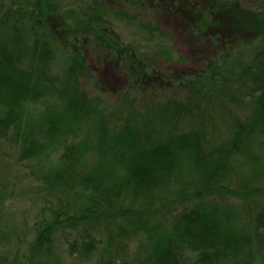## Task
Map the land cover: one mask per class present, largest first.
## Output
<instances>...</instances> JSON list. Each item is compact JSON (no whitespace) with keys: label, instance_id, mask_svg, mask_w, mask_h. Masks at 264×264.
<instances>
[{"label":"trees","instance_id":"trees-1","mask_svg":"<svg viewBox=\"0 0 264 264\" xmlns=\"http://www.w3.org/2000/svg\"><path fill=\"white\" fill-rule=\"evenodd\" d=\"M116 1L128 9L160 6ZM185 11L215 40L228 27L240 34L217 47L209 69L174 83L181 95L156 100L131 90L151 86L154 60L182 61L158 23L104 0H0V139L40 186L73 202L54 208L37 232V250L48 251L65 229L82 237L70 250L83 255L106 236L100 264H118L107 248L137 238L144 247L137 264H253L254 247L264 246V206L252 210L264 203V1L198 0ZM115 18L156 41L154 54L113 37ZM90 46L127 76L113 102L82 87L92 77ZM57 47L65 49L59 73ZM237 201L246 211L235 209Z\"/></svg>","mask_w":264,"mask_h":264},{"label":"rangeland","instance_id":"rangeland-1","mask_svg":"<svg viewBox=\"0 0 264 264\" xmlns=\"http://www.w3.org/2000/svg\"><path fill=\"white\" fill-rule=\"evenodd\" d=\"M57 1L62 5H69V0ZM156 1L160 6L149 3L147 8L140 10L128 9L116 0H104V4L126 10L139 21L158 23L159 29L170 36L166 45L181 57L182 61L154 60L151 76H155V79L152 80L151 86L143 92H137L138 88L131 90L134 94L140 93L143 96L145 93V97L163 100L181 95L184 90L174 83L209 69V64L218 61L217 47L232 45L240 32L228 27L225 29V36L221 37L216 33L215 40L212 38L215 35H210L208 31L198 32L185 16L186 3L195 5L198 0H178L180 6L176 0ZM233 1L240 6L254 7L264 0ZM178 11H183V14ZM54 29L59 31L56 27ZM109 29L117 40L147 57H151L154 50H157V42L140 33L138 26L132 21L115 18ZM58 33L62 34L60 31ZM57 49L53 70L59 73L64 66L65 49ZM84 53L92 74L90 80L82 83L84 91L108 102L119 98L127 89V76L124 71L107 53L98 51L93 46L86 48ZM170 80L171 83L168 82ZM146 81L148 83V79ZM142 96H137L138 103L142 101ZM44 166L46 169L47 166ZM38 176L37 173L30 175L27 164L18 160V153L0 139V264H100L104 250L102 244L106 243V236L98 237L101 245L89 255L80 253L78 247L70 250V243L77 239L80 244L82 237L75 231L65 229L53 235L48 251L43 252L35 248L37 232L50 220L54 208H57L59 203L63 206L65 202L69 206L73 203L70 197L50 193L40 186L39 181H36ZM234 206L242 213L246 211L243 203L237 201ZM260 206L263 207L264 203L255 205L252 210L257 212ZM140 242L141 238L133 239L130 243L115 242L112 247L107 248V255L118 264H137V261L144 259V247ZM253 250H256L253 264H264V246L259 250L254 247Z\"/></svg>","mask_w":264,"mask_h":264}]
</instances>
